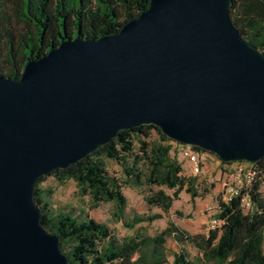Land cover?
Here are the masks:
<instances>
[{"label":"water","instance_id":"95a60500","mask_svg":"<svg viewBox=\"0 0 264 264\" xmlns=\"http://www.w3.org/2000/svg\"><path fill=\"white\" fill-rule=\"evenodd\" d=\"M231 0H148L116 31L65 37L0 74V264H70L40 223L36 179L151 123L221 161L264 155V54Z\"/></svg>","mask_w":264,"mask_h":264},{"label":"trees","instance_id":"16d2710c","mask_svg":"<svg viewBox=\"0 0 264 264\" xmlns=\"http://www.w3.org/2000/svg\"><path fill=\"white\" fill-rule=\"evenodd\" d=\"M147 3L148 0H0V61L4 63L0 65V74L18 77L28 58L41 55L65 37L96 38L116 31ZM228 15L239 34L264 54V0H231ZM152 129L156 132L154 138L150 137ZM170 140L151 123L123 128L97 150L48 173L58 179L72 178L78 192L87 194L93 204L113 200L119 213L125 203L122 183L163 185L172 189L170 194L157 188L145 198L165 211L181 189L190 195L196 193L195 177L181 173L180 159ZM103 157L120 164L122 181L108 173ZM251 163L258 169L256 177L242 185L237 195L219 199L214 216L221 222L205 234L187 233L180 226L169 224L154 235H129L117 240L103 221L87 215L79 219L70 211L51 214L37 185L45 174L34 182L32 200L40 210V223L57 233L70 264H161L165 261L162 249L168 235L178 242L187 240L195 245L207 264H264V198L258 191L264 178V155ZM244 194L246 210L241 202ZM157 217L158 212L137 214L125 224L132 226ZM172 264L205 262H192L181 250L174 253Z\"/></svg>","mask_w":264,"mask_h":264},{"label":"rangeland","instance_id":"374dc122","mask_svg":"<svg viewBox=\"0 0 264 264\" xmlns=\"http://www.w3.org/2000/svg\"><path fill=\"white\" fill-rule=\"evenodd\" d=\"M0 61V65H3ZM156 132L151 130L150 137L154 138ZM170 142V141H169ZM171 143V142H170ZM136 146V143H135ZM202 167L201 171L192 173L190 163L178 153L184 176L195 177V194L181 189L174 197L167 210H162L159 206L147 202L145 196L157 188L171 193L172 189L163 185L146 184L140 186H130L121 184V191L125 197L122 212L117 211L116 203L113 200L99 201L96 204L89 199L87 194L78 192L75 181L72 178L58 179L52 173L45 174L44 178L37 182L42 192V200L46 202V207L51 214L57 212L70 211L77 218H84L86 215L97 221L105 222L111 229L117 240H122L129 235H154L165 225H178L185 229L187 233L205 234L210 226V219L217 210L219 199L224 194L225 182L239 184L236 174L244 171L248 161H233L223 163L214 153L195 149ZM105 169L109 174L124 179L120 164L112 159L103 157ZM242 186V185H241ZM258 191L264 198V178L260 181ZM242 208L246 210L248 202L242 199ZM160 213V217L137 222L132 226H126L133 215H152ZM181 250L186 251L188 258L195 263L207 262L201 256L195 245L187 240L176 241L171 235L166 236L162 252L165 261L161 264H172L174 253ZM264 251V239H263Z\"/></svg>","mask_w":264,"mask_h":264},{"label":"built area","instance_id":"2783aa9c","mask_svg":"<svg viewBox=\"0 0 264 264\" xmlns=\"http://www.w3.org/2000/svg\"><path fill=\"white\" fill-rule=\"evenodd\" d=\"M170 142H171L170 143L171 148H173L176 151V153H178L180 156H182L187 161H189L190 171L192 173H197L201 171V167H202L201 161L199 157L197 156L195 149L191 145L184 144L182 142L172 140V139L170 140ZM245 163H247L248 166L245 167L244 171H242L241 174L240 172L236 174V177L238 181L240 182L239 184H231V183L225 182L224 194L222 197L223 200H228L232 196L237 195L239 193V188L241 187V185H248L256 177L257 171H258L257 167L251 162H245ZM242 199H246L247 201V195L244 194L242 196ZM220 222L221 220L219 218L212 217L210 219V226L211 227L217 226L219 225Z\"/></svg>","mask_w":264,"mask_h":264}]
</instances>
